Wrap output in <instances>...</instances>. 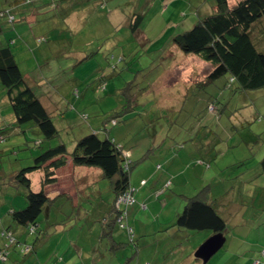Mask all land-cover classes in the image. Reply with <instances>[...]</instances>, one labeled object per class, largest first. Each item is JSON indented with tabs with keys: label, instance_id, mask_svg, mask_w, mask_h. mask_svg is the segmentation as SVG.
<instances>
[{
	"label": "rangeland",
	"instance_id": "rangeland-1",
	"mask_svg": "<svg viewBox=\"0 0 264 264\" xmlns=\"http://www.w3.org/2000/svg\"><path fill=\"white\" fill-rule=\"evenodd\" d=\"M211 2L27 0L21 1L17 12H9L14 16L0 14L7 31L0 40H12L20 71L58 130L57 137L44 140L33 122L18 126L0 84V127L5 126L0 135V249L4 255L0 264H21L25 257L16 258L18 263L12 261L20 248H12L1 236L8 226L24 231L28 238L24 246H39L38 264L116 263L107 253L101 258L103 249H97L100 215L106 205L109 210L113 200L105 178L88 183L80 194L76 191L74 206L70 199L53 202L50 216L45 219L41 215L33 232L15 224L8 214L27 204L25 189L9 184L12 172L31 166L35 157L59 143L71 151L78 139L92 132L100 138L107 133L130 160L148 152L155 159L169 157L171 151L170 168L175 173L182 171L165 174L169 166L163 163L157 177L161 174L164 179L155 186L154 180L139 177L151 169L150 162L138 165L130 178L135 203L122 205L131 221L123 220V225L131 227L138 221L152 231L154 215L161 213L165 197L178 195L166 205L167 216L162 222L175 220L177 202L181 203L180 212L187 197L209 185L212 196L221 203L226 229L223 247L208 264H230L227 256L234 254L237 259L242 252H249L245 250L251 245L264 243V172L260 167L264 158V89L239 91L235 83L228 82V75L206 81L210 64L185 54L173 42L174 36L212 12ZM10 8L6 5L3 11ZM134 13L143 15L135 31L130 26ZM252 40L264 53L259 26L252 29ZM84 168L93 174L100 172L95 167ZM43 176L44 171L29 174L31 190H40ZM115 229L118 240L128 241L126 229ZM212 235L210 231H182V239H176L179 245L173 243L166 253L168 264L180 260L186 264L187 251L193 252ZM122 252V258L131 256L128 248ZM249 254L238 264L248 261Z\"/></svg>",
	"mask_w": 264,
	"mask_h": 264
},
{
	"label": "trees",
	"instance_id": "trees-1",
	"mask_svg": "<svg viewBox=\"0 0 264 264\" xmlns=\"http://www.w3.org/2000/svg\"><path fill=\"white\" fill-rule=\"evenodd\" d=\"M21 1L27 0H14L13 3L19 4ZM211 11L197 20L191 29L174 36L173 42L185 54H193L210 64L206 81L228 75V82L235 83L239 91L264 89V53L257 50L252 40V29L256 26H259V31L264 36V0H238L231 6L228 0H212ZM2 16L5 15L2 13ZM142 16L133 14L134 23H130L133 31L141 22ZM1 32L0 27V34ZM0 84L5 89L18 126L33 122L44 140L57 137L58 130L51 113L20 71L11 45L3 42H0ZM111 121L113 125L118 123L114 117ZM4 127H0V135L5 132ZM150 155L148 152L140 158L130 160L123 147L107 133L100 138L95 132L78 139L71 151L67 150L64 143L49 147L34 158L31 166L9 175L12 187L20 185L25 189L27 204L25 208L11 210L8 214L15 224L35 231L38 218L45 216L52 204L53 200L48 197L45 187L55 181V171L65 166L68 160L74 167H95L100 170L102 179L108 180L113 194L111 209L102 221L100 238L107 239L110 253L128 248L135 254L137 246L132 227L122 223L127 216L122 205L135 203L134 190L130 184L131 173L138 165L152 159ZM260 167L264 172V158L260 161ZM38 170L44 171V176L40 190L33 191L29 174ZM212 193L209 185H205L196 194L187 197L183 209L176 214L174 222L168 228L191 232L210 231L224 235L226 223L221 216V203ZM124 198L131 202H123ZM120 217L122 220L119 223ZM115 226L127 230L128 241L114 240L112 231ZM8 232L11 234L12 248L19 247L23 254L30 251V246H24L25 243L14 236L11 226L1 236L5 237L4 234ZM1 251L3 250L0 249Z\"/></svg>",
	"mask_w": 264,
	"mask_h": 264
},
{
	"label": "crops",
	"instance_id": "crops-1",
	"mask_svg": "<svg viewBox=\"0 0 264 264\" xmlns=\"http://www.w3.org/2000/svg\"><path fill=\"white\" fill-rule=\"evenodd\" d=\"M13 1L14 0H12V1L5 0V1L1 2L3 4L0 7V11L2 13H5V15H7L8 17L14 16L12 14L10 15L9 12L10 13L17 12L19 10V6L21 5V2L19 4H14ZM83 1L85 2L87 0H83ZM90 1L91 0H88V3H90ZM237 1L238 0H228V3L231 6V5L235 4ZM6 5H10L11 8L7 9V11L4 12L3 8ZM2 13H0V14H2ZM31 17L32 16L30 15L29 18L32 20ZM29 18H28V20H29ZM29 22H31V21L29 20ZM0 27L2 28V32L0 34L1 35L0 37H2V35H3L2 33L4 31L5 32H7V31L4 29L5 27L1 23H0ZM0 42L8 43L11 45L12 40L6 42L5 38H1ZM13 45H14V43H13ZM11 47H12V45H11ZM169 153H170L169 157L159 155L160 156L159 159L158 158L155 159L152 157V159L147 160L146 163L150 162V166H151L150 168L151 169L148 170L146 172V174H142L143 171L145 170L144 169L141 173L142 175L139 177L143 178V179L147 178L148 181L154 180V182H153L154 185L158 186L160 183L159 181H162L163 177L161 174L157 177V173L159 172L157 170L161 169L163 167L162 166L163 163L167 162V164L169 166V163L173 157L171 151H169ZM177 158L178 157H176V154H174V159H177ZM135 159H137V158H133V160H135ZM154 163H156V166H154L155 165ZM38 171L40 172L42 170H38ZM177 172L179 174H181L182 171L177 170ZM167 173L168 174L171 173L172 176L178 175V173H175L172 171V168H170V166L167 167L165 170V174H167ZM37 175H38V173H37ZM39 175H40V173H39ZM89 176H91V177H89ZM86 177H89L88 178L89 180H87ZM98 178H102L101 172H97L96 174H93L91 169L89 170V169H85L84 167H74L71 164L70 160H68L65 166H63L62 168L55 171V181L53 183L49 184L48 186H46L45 191L47 192L48 197L51 200H53L52 204H53V202H55L59 199H65V200L70 199L72 201V205L74 206V204H76V201H78V198H75L76 191L78 192V194H80L81 193L80 191H83L85 189V186L88 183L95 181ZM31 183H32V181H31ZM170 183H171V181H170ZM92 185H93V183H92ZM131 186H132V184H131ZM163 188H164V186H162L161 190ZM158 190L160 191L159 188H158ZM96 193L100 194V189H98V192H96ZM173 197H178V195L172 194V196H170L169 199H168V197L167 198L165 197V200H164L165 206L162 208L161 213H159L158 216H157V214L154 215L155 221L152 222L154 225V230L149 231L147 229L148 226H145V225L142 226L143 224L138 223V221L133 222L131 227H132L134 239L136 240L137 252H135V254H134L133 250H130V254H131L130 258L129 257L122 258V256L125 255V253H123L122 250L116 251L115 253H110V251L108 250L109 244H108L107 239L101 240V238H100L101 229H102V225H103L102 221L105 220V218L108 216V213L111 209L110 205L112 204V202L110 204H108L109 210H108V206L106 205L104 207V212H102V215H100L101 227L98 229L97 234H96V237L98 239L97 249L100 251H101V248L103 249V253L99 252L100 257L101 258L104 257L105 254L107 253L109 258H116V260H117L116 263H119V264H131L133 262H135V264H168V255L166 253H168L169 249L173 248V246H172L173 243H175V245H174L175 247H177L179 245L178 242L176 241V239H178V240L182 239L181 238L182 230L177 229L175 227L168 228L170 225H172V223L174 222L173 221L174 219L172 220V218H169L168 220L162 222V218L167 216V215H164L166 205H169L171 202L176 201V198H173ZM177 203H178L177 204L178 206H176V207L178 208V210L176 208V211L174 214L175 217H176V214L179 213L178 211L181 207V203H179V202H177ZM52 204L49 205V210H48L47 214L45 215V219H47L50 216V206ZM11 210H14V209H11ZM136 210H137V206H136V208L133 207V209L131 211L133 213H136ZM170 214H172V213H170ZM125 220H126L127 224H129L131 221L130 219L127 220V217ZM36 227H38V224ZM11 230L15 233V236L18 239V241H22L23 243H27L28 238L24 236V231H21V229L18 230V228L15 226L11 227ZM185 234H187V233H185ZM121 235H123V234H121ZM178 235H179V237H178ZM112 236H113L115 241H121V240H118V238L116 237V229L115 228L112 231ZM187 236H189V235L187 234ZM121 237L122 236H120V238ZM192 245L193 244H191V246ZM38 249H39V246L37 244L32 245V248H30V251L26 254H23L21 252H19V254L15 253L16 257L12 258V261L17 262L16 258H21V257L25 256L22 259L21 264H24V262L25 263L27 262V264H38V260H37ZM194 249H196V248H194ZM31 250L33 251L32 253H31ZM247 250L249 252L244 253V255L242 252L241 255L237 256V259L233 258L235 256L234 254H232L231 256L226 255L227 257L225 258V260L228 261V263L230 262V264H238L240 259H242L243 257H246L248 255V253H250L249 254V256H250L249 260L247 259L248 261H245L244 264H250L251 261H252V264H264V243L261 245L260 242H257V244L251 245L245 251H247ZM195 251L196 250H193V252H190V253H189V250L187 251V254L185 255V258L187 261L186 264H202V262L200 260L195 259V257H194ZM195 260H198V261H195ZM45 264H47V263H45ZM105 264H110V263H108V261H107ZM179 264H182V260H180Z\"/></svg>",
	"mask_w": 264,
	"mask_h": 264
},
{
	"label": "water",
	"instance_id": "water-1",
	"mask_svg": "<svg viewBox=\"0 0 264 264\" xmlns=\"http://www.w3.org/2000/svg\"><path fill=\"white\" fill-rule=\"evenodd\" d=\"M225 237L222 233L213 234L205 240L195 251L194 257L207 264L209 260L223 247Z\"/></svg>",
	"mask_w": 264,
	"mask_h": 264
},
{
	"label": "built area",
	"instance_id": "built-area-1",
	"mask_svg": "<svg viewBox=\"0 0 264 264\" xmlns=\"http://www.w3.org/2000/svg\"><path fill=\"white\" fill-rule=\"evenodd\" d=\"M127 201H129V202H131L129 199H123V202H127ZM121 220H122V217H120L119 219H118V221H119V223L121 222ZM120 226L121 227H123V225L122 224H120ZM32 230L33 229H31L30 231L32 232ZM4 232V231H3ZM3 232H1V235H3ZM5 235V237L9 240V242H11L12 241V238H11V234L8 232V233H6V234H4ZM3 253H2V251L0 252V257H1V255H2Z\"/></svg>",
	"mask_w": 264,
	"mask_h": 264
}]
</instances>
